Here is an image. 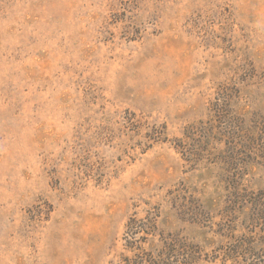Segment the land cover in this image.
<instances>
[{
  "label": "rangeland",
  "instance_id": "obj_1",
  "mask_svg": "<svg viewBox=\"0 0 264 264\" xmlns=\"http://www.w3.org/2000/svg\"><path fill=\"white\" fill-rule=\"evenodd\" d=\"M252 131L264 0H0V264H121L128 218L155 206L197 264H231L219 196L233 173L264 191V150L225 142Z\"/></svg>",
  "mask_w": 264,
  "mask_h": 264
},
{
  "label": "trees",
  "instance_id": "obj_2",
  "mask_svg": "<svg viewBox=\"0 0 264 264\" xmlns=\"http://www.w3.org/2000/svg\"><path fill=\"white\" fill-rule=\"evenodd\" d=\"M218 102L216 101L214 110L219 112L222 109L219 108L221 104L219 105ZM214 132L222 135L223 139L241 138L230 135L228 129L223 127ZM254 134L252 131L250 135L245 133L242 137L254 139L252 137ZM196 141L194 140V143H197ZM225 144L230 154L241 152L252 155L264 150L263 139L260 142L236 141L235 146L231 141ZM175 147L180 148L182 152H190L185 145L179 144ZM237 175L233 173L229 176L233 183L228 179L227 183L232 185H228L227 189H224L225 192L219 196L225 203L220 208L222 211L217 220L220 229L217 231L218 245L213 252L217 254L215 258H221L222 261H229L231 264H264V191L245 187ZM197 196L199 195H191L192 201H198ZM202 210V207H191L187 208L186 212L189 211L192 218H200ZM210 210L208 209L207 212L212 216ZM159 216L160 209L155 206L143 216L133 214L128 218L123 239L129 254L123 257L121 264H197L204 259L199 243L182 236L177 231L168 233L162 231L159 228ZM197 222V219L192 221V223ZM227 230L232 234H228Z\"/></svg>",
  "mask_w": 264,
  "mask_h": 264
}]
</instances>
